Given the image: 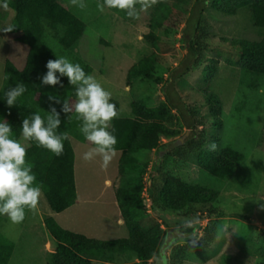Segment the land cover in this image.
Segmentation results:
<instances>
[{"label":"rangeland","instance_id":"obj_1","mask_svg":"<svg viewBox=\"0 0 264 264\" xmlns=\"http://www.w3.org/2000/svg\"><path fill=\"white\" fill-rule=\"evenodd\" d=\"M166 1L170 5L176 2ZM206 1L202 21L208 49L199 66H193L194 58L185 34L187 24L203 5V2L196 4L199 0H190L185 8L188 20L184 24L166 25L156 31L159 37L156 45L145 38L150 32L152 0L145 1L148 7L143 10L135 5L140 10L139 17L128 20L107 7L103 12L98 11V0H82L84 7H79L74 0H61L87 24L79 43L71 50L63 49L54 31L47 28L46 43L56 56H66L73 62L79 58L92 67L91 74L111 93V102L118 104L116 116L130 115V104L134 101L159 107L167 101L166 92L172 95L174 103L178 104L179 100L185 104L182 112L171 111L173 126L183 131L182 137L187 135L183 143L177 145L163 140L166 148H161L160 155L158 151L140 155L139 170L144 172L141 194L149 215L142 225L149 227L157 222L165 231L158 255L143 264H264V76L255 87L249 86L250 78L242 64V48L237 42L260 41L261 34L251 20L250 9L243 8L237 15L227 16L215 11V0ZM3 4L0 0V92L6 61L10 59L22 68L28 50L15 38L8 37L7 29L16 12ZM195 5L199 7L195 9ZM152 54L159 56L158 75L163 81L144 79L128 86V70ZM169 78L172 81L167 84ZM210 94L221 101L220 114L211 107ZM69 135L75 153L80 205L67 215L54 213L42 192L37 206L28 210L22 222L13 223L2 215L0 232L15 243L9 264L50 263L57 244L44 224L47 218H53L62 228L93 239L129 238L127 227L118 223L120 209L115 199L120 186L121 152L116 150L105 168L99 156L85 161L82 154L92 145L80 141L76 133L69 132ZM192 136L204 142L206 148L214 142V152L225 147L238 150L245 154L246 160L230 180L222 182L203 169L198 152L186 153L179 149ZM156 167L161 172L152 180ZM168 177L208 188L217 197L208 205H189L179 212L159 206L155 209L153 204L159 201ZM134 178L138 179L139 173ZM107 180L110 185L106 184ZM213 234L216 239L211 242ZM115 258L116 263L94 260L93 264H139L132 251L120 252Z\"/></svg>","mask_w":264,"mask_h":264},{"label":"trees","instance_id":"obj_2","mask_svg":"<svg viewBox=\"0 0 264 264\" xmlns=\"http://www.w3.org/2000/svg\"><path fill=\"white\" fill-rule=\"evenodd\" d=\"M3 3L16 12V16L7 29V35L27 47L24 66L19 68L12 60L5 64V76L2 92L15 83L22 82L26 92L18 98L17 104L8 107L0 99V118L12 125V136L18 139L26 148V160L33 166L37 181L42 185V192L54 213H61L72 207L77 201V187L75 180V153L70 140L69 132L76 133L80 141L86 142L81 132H78L80 121L74 112L66 116L61 113V130L66 131L68 139L64 142V149L60 155H55L47 149L38 146L35 141L25 140L21 135L20 124L22 119L34 112L41 115L49 110V93L58 95L61 100L74 102L75 88L68 85L67 78H62L63 87L42 86L40 77L46 72L45 64L49 59H55L56 53L46 43L47 28L54 31V36L65 50L76 47L87 29V24L72 13L61 0H2ZM146 0H138L135 5L141 6ZM203 2L192 22L187 24L186 42L193 55V66H199L208 49L207 39L203 27V11L207 4ZM190 0H176L173 5L166 0H152V17L149 22L150 32L145 36L154 45L159 41L156 31L163 26L177 27L186 22L185 11ZM199 5H195L197 9ZM213 8L216 12L227 16L237 15L247 8L251 12V20L261 34L260 41L239 40L242 48V64L249 79V86L255 87L258 80L264 76V0H215ZM122 18L128 20L125 10L112 9ZM188 18V17H187ZM104 42V41H103ZM235 42V41H234ZM106 44V43H105ZM107 45V44H106ZM75 63L81 64L86 73L91 74L93 69L82 59ZM159 73V56L152 54L134 64L127 73V84L131 86L137 80H152L161 83L163 79ZM172 78L167 79L169 84ZM166 89V86L165 88ZM174 96H176L174 94ZM167 101L159 107H149L143 101H134L130 104V115H118L109 123V130L114 131L117 138L116 150L121 152L119 160V187L116 189V199L120 208L124 225L129 231L128 239L103 241L89 238L83 234L62 228L53 218H47L44 224L57 244L49 264H93L94 260L116 263V254L123 251H132L136 254L139 264H143L158 255L165 231L157 222L149 227L143 226L142 221L149 215L144 208L141 188L144 181V172L139 170L142 160L141 154H149L166 148L163 140L175 143L183 131L175 128L172 110L182 112L185 104L178 100V104L171 99L172 95L166 92ZM209 101L214 112L222 111L219 98L209 95ZM60 111V105H55ZM116 110L118 104H115ZM195 137L187 139L184 146L179 147L186 153L199 154V164L216 179L227 182L230 180L246 160L244 153L231 147L222 148L219 152L209 151ZM162 154V153H161ZM160 155V152H159ZM160 168L156 167L152 180L160 175ZM139 173V178L134 175ZM162 188L158 206L172 212L182 211L189 205H208L217 197V193L201 186H192L183 181L168 177ZM26 210L25 215L28 213ZM3 220L0 215V224ZM191 230L194 231V228ZM215 235L210 241H215ZM15 243L0 232V264H9Z\"/></svg>","mask_w":264,"mask_h":264},{"label":"clouds","instance_id":"obj_3","mask_svg":"<svg viewBox=\"0 0 264 264\" xmlns=\"http://www.w3.org/2000/svg\"><path fill=\"white\" fill-rule=\"evenodd\" d=\"M79 7H84L82 0H74ZM3 6H7L6 3ZM125 10L133 19L139 17V11L148 7L141 5L137 10L134 0H98L97 10L105 8ZM46 72L40 77L42 86L63 87L62 78H67L68 85L75 88V101L61 100L58 95L49 93V110L44 115L32 113L22 119L21 135L25 140L60 155L64 142L68 139L66 131L61 130V113L65 116L74 112L80 121V132L85 141L92 147L82 154L85 161L99 156L102 166L107 167L116 152L117 138L114 131L109 130V122L116 116V106L111 102V93L92 74L86 73L79 63L66 56L49 59ZM22 82L15 83L2 92L0 99L10 108L26 92ZM55 105H60L57 111ZM209 151H215L216 144L208 145ZM42 194V185L37 181L33 166L26 160V148L12 136V125L0 118V215H6L13 223L25 219L27 209H34ZM195 243V240L191 241Z\"/></svg>","mask_w":264,"mask_h":264},{"label":"crops","instance_id":"obj_4","mask_svg":"<svg viewBox=\"0 0 264 264\" xmlns=\"http://www.w3.org/2000/svg\"><path fill=\"white\" fill-rule=\"evenodd\" d=\"M106 184H107V185H110V181L107 180V181H106ZM113 194H114V193H113ZM77 196H78V195H77ZM115 199H116V193H115ZM114 203H115V201H114ZM116 203H117V199H116ZM77 205H80V199H79V197H77V201H76V203H75L72 207L68 208L67 210H65L64 212H61V213H59V214H66V215H67V212H69V210L75 208ZM117 205H118V203H117ZM119 209H120V208H119ZM118 223H120V224H123V223H124V219H123V217H122L121 211H120V217L118 218ZM60 225H61V224H60ZM64 229H65V228H64ZM66 230H67V228H66Z\"/></svg>","mask_w":264,"mask_h":264},{"label":"water","instance_id":"obj_5","mask_svg":"<svg viewBox=\"0 0 264 264\" xmlns=\"http://www.w3.org/2000/svg\"><path fill=\"white\" fill-rule=\"evenodd\" d=\"M187 135H185V137H186ZM185 137H181L178 141H176V144L177 145H181L182 143H183V140H184V138Z\"/></svg>","mask_w":264,"mask_h":264}]
</instances>
